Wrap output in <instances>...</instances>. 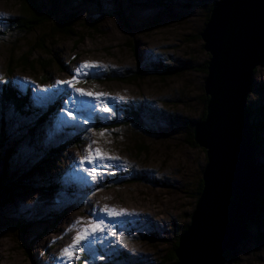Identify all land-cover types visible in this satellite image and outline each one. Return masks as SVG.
Returning a JSON list of instances; mask_svg holds the SVG:
<instances>
[{
	"label": "rangeland",
	"instance_id": "374dc122",
	"mask_svg": "<svg viewBox=\"0 0 264 264\" xmlns=\"http://www.w3.org/2000/svg\"><path fill=\"white\" fill-rule=\"evenodd\" d=\"M98 1L61 0L60 10L77 11L79 21L75 34L52 38L48 33L51 23L28 34L11 28L9 20L23 14L22 2L0 0V97L6 86L24 102L22 111L7 108L2 112L0 101V129L5 125L16 150L8 176L19 183L0 206V264H65L60 259L62 249L92 223V208L104 205L126 209L129 215L112 218L101 213L116 234L100 233L71 264H171L163 263V257L195 208L207 162L205 149L189 144L184 125L177 121H162L155 113L140 126L126 120L125 109L143 103L154 111H166L171 119L199 117L207 73L198 66L210 57L200 33L206 7L218 0ZM134 45L140 63L148 67L133 81H125L120 78L141 71ZM29 51L30 60H43L46 69L39 64L17 66L12 60L9 68L13 70L8 73L9 58ZM84 61L104 67L75 86L123 96L124 100L111 102L113 113L97 116L73 108L63 91L66 86H57L59 94L57 89L44 91L57 80L71 79ZM159 63L184 70L162 75L156 67ZM57 100L55 109L47 113ZM245 103L251 109L250 120L264 125L262 60L253 68ZM65 109L78 118H90L91 123L73 120ZM45 113L44 120L35 121ZM33 122L36 125L31 131ZM102 129L107 130L104 135ZM77 134L80 139L62 153L30 169L49 149ZM259 135L251 154L260 164L264 162V130ZM96 148L121 159L104 161L107 170L94 181L78 162ZM25 171L30 174L26 181L16 179ZM17 222L29 223L24 234ZM255 232L249 225L233 249V260L223 264H264Z\"/></svg>",
	"mask_w": 264,
	"mask_h": 264
},
{
	"label": "water",
	"instance_id": "95a60500",
	"mask_svg": "<svg viewBox=\"0 0 264 264\" xmlns=\"http://www.w3.org/2000/svg\"><path fill=\"white\" fill-rule=\"evenodd\" d=\"M209 52L206 115L193 139L205 149L202 189L175 249L176 264H222L256 213L259 176L251 161L245 98L263 56L264 0H218L200 33Z\"/></svg>",
	"mask_w": 264,
	"mask_h": 264
},
{
	"label": "trees",
	"instance_id": "16d2710c",
	"mask_svg": "<svg viewBox=\"0 0 264 264\" xmlns=\"http://www.w3.org/2000/svg\"><path fill=\"white\" fill-rule=\"evenodd\" d=\"M46 1L47 2H44L43 0H21L22 2L21 7L23 10L22 12L23 14L18 15L14 17L13 19L9 20L11 22L10 23L11 28L16 27L18 30L20 29L23 33L28 34L36 30L37 28L43 26L44 24L51 23L49 27L50 31L48 33L50 34L52 38H57L59 36H69V35L75 34L76 32L75 28L79 21L78 12L75 11V12L70 13V12L61 11L60 10L61 0H46ZM97 1L98 0H87L88 3H94ZM214 4L215 2L211 3L208 7H206V12H207L206 21L209 17V14ZM76 43H77V40H76ZM132 48L137 57L136 64L141 69V71L136 70L135 72H133L132 75L120 78L125 81L126 80L133 81L134 79L138 77L140 72L145 71L146 68L148 67V64H144V66H142V64L140 63V56H138L136 53V50H137L136 46L134 45L132 46ZM28 53L29 54L21 55L18 58H14V56H11L9 58L10 64L7 67L8 68L7 72L11 73L13 70V68H9L12 60H15L18 62L17 66L31 65L35 67L37 64H39L42 67V69L44 70L46 69L47 65L45 62H43V60H38V59H36L35 61L30 60L29 57H30L31 51H29ZM261 60L262 62H264V46H263V56ZM156 67H158L157 70L162 75L178 74L180 72H183L184 70L182 68L174 69L169 66L168 68H165V66H163L161 63H159ZM207 67H208V60H205L204 63L198 66V69L199 71L207 73L208 71ZM115 78L119 79V76ZM1 92L2 94L0 97V101H1L2 112L6 111L7 108L8 110L16 109L19 112L21 110V107L24 105V102L16 96L15 92L10 91L9 88L6 86L3 87ZM207 100H208V96H206L205 94H202L201 102L203 105V110H202V113L199 115V117L195 120L183 118L182 116H176L177 120L171 119L170 114L167 113L166 111L165 112H163L162 110L154 111L150 109L149 107L150 105H147V104L145 105L143 103H140L138 106H134L135 108H131V109L126 108L125 111L128 112L126 113L127 114L126 120L129 123H134L140 126H144V124L146 123V119L149 118V115L153 116L155 115V113H158L162 121H166L168 123L177 121V123L184 125L186 132L188 134V143L192 144L193 146H196L197 144L195 143L193 139V129H194V125L196 122L201 121L205 118ZM58 101L59 100H57V102H55L52 106H50L47 113L55 109V107L58 105ZM246 108L248 112V119H249L248 122L252 130V137H251L252 141L255 144H259L257 142V139L259 141V136H260L259 132L261 130H264V125L255 119L253 120L254 122L250 120L251 109H249L248 106H246ZM47 113L40 115V116L38 115L35 121L39 123L40 121L44 120ZM25 114H27V111ZM35 125L36 123L34 122L30 125L31 131L34 129ZM80 137H81L80 134H77L71 139L65 142H62L61 144L55 147H52L45 154H43L40 160L34 165H32L30 169H32V167L35 165L38 167V165H40L41 163L47 161L48 159L53 158L56 155H59L66 148V146H68L72 142H76L77 140L80 139ZM15 152L16 150H15L14 139L11 136H9V132L6 131L5 125H3L1 126V129H0V206L1 207L4 203L8 201L7 199L11 195L13 186L19 185V183H16V184L13 183L14 180H10L8 176V170L10 168L12 155ZM250 157H251L252 164L255 165L257 172H258L260 188L257 192V197L255 199L257 211L250 218V220L246 223L244 234L247 233V229L249 225H253L256 228V232L254 234V238L256 241L255 245L264 251V162H261L259 164L254 160V157L252 154ZM27 175H30V174H28V171H25L23 174H20L18 178L16 179H20L24 181L25 178L27 179ZM201 189H202V179H200V184H199V188L197 191L198 196L200 194ZM187 225H188V222L180 226L181 229L178 232L179 234H177L174 240L171 242L172 244L168 250L167 255L163 257V259H165L163 263L176 264L175 249L178 245L179 236L187 228ZM17 226L20 227L22 234H24L29 227V223L21 224L17 222ZM233 253H234V250L226 249L223 252L222 264L227 261L233 260L232 258Z\"/></svg>",
	"mask_w": 264,
	"mask_h": 264
},
{
	"label": "snow or ice",
	"instance_id": "6c2138e0",
	"mask_svg": "<svg viewBox=\"0 0 264 264\" xmlns=\"http://www.w3.org/2000/svg\"><path fill=\"white\" fill-rule=\"evenodd\" d=\"M103 65H100L98 62L94 61H84L75 68L74 74L69 80H57L48 88H45L44 91L47 92L50 89H57V86H66L63 91L70 96V102L73 108H78L82 112L88 111L90 113H96L99 116V113H108L111 114L114 112L111 102L117 100H124L123 96H112L109 93L105 92H94L89 91L84 88L76 87L75 85L81 82V79L84 82H87V77L90 75H95L97 69L103 68ZM3 79V78H0ZM26 79V78H22ZM28 83L33 84L34 82L28 81ZM61 92V89H57V94ZM68 103L67 101L65 102ZM67 115L73 120H78L85 125L91 123L90 118L80 115L79 118L74 115L72 110L65 109ZM106 129L101 130V135H104ZM92 143H95L93 141ZM91 148V145H89ZM121 159L118 156H111L107 153L102 152L101 149H94V154L85 155L80 158L79 165L87 172L92 180H96L99 176H102L107 170L104 161L107 160H119ZM87 163V166H85ZM101 213L108 217H122L129 215L126 209L116 210L110 208L108 205H104L102 209H97L93 207L90 213L92 223L85 226L81 231L76 233V236L72 240V244L66 246L62 249L60 259L65 262V264H71V261L79 259V253L83 251L84 247L94 241L100 233H104L106 230L111 232L112 235H115V231H112L108 228L107 222L101 217ZM79 223V221H77ZM123 239V237H121ZM100 259H104L103 256Z\"/></svg>",
	"mask_w": 264,
	"mask_h": 264
}]
</instances>
